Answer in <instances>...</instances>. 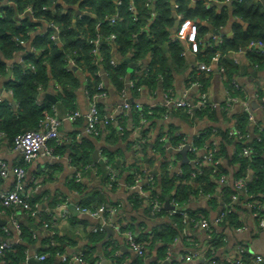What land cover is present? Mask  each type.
<instances>
[{"label": "trees", "instance_id": "obj_1", "mask_svg": "<svg viewBox=\"0 0 264 264\" xmlns=\"http://www.w3.org/2000/svg\"><path fill=\"white\" fill-rule=\"evenodd\" d=\"M118 0H11L10 4L0 6V75L6 72L7 62L11 60L13 55L22 51L18 61H12L10 65L11 74L4 87L10 91L16 102L13 107L7 99L0 100V133L3 138L12 142L18 133L36 128L44 117V112H50L51 106L46 102H39L37 94L40 89L45 88L52 80L57 86L56 100L66 109H75V90L80 85L79 72L85 81V88L88 95L99 92L97 88L98 82L102 81V72L106 74L113 87L122 91L124 87L123 78L126 74L127 62L123 60L129 57L132 61H140L148 58V62L143 69L133 72L135 79L134 88L145 86L150 90H154L158 83H161L163 89L169 90L171 94L173 90V70L181 68L185 64V59L181 51L183 45L178 40H170L171 28L174 23L175 15L181 14L183 18L191 19L195 22L197 31L191 50L195 53V62L191 66L189 79L186 85L194 80L207 86L208 76L211 73L205 71H197L198 62H208L210 57L220 51L223 54L236 50L239 47H247L249 41H261L264 43V0H231L229 5H207V0H174L178 3L176 8L172 7V0H151V4L147 5V0H134L135 16L128 9L129 0H121L122 3L117 4ZM223 2V0H216ZM74 6L82 12L75 16L74 22ZM29 7L32 13H27L26 8ZM118 12L121 16L120 20L110 24L105 17ZM153 13V18L147 24V17ZM23 15L22 17H20ZM235 16L236 20L231 24L232 33L221 35L220 44H215V37L211 36L207 40L203 37L209 28L216 30L223 27L227 21ZM54 24L57 27L58 40L51 38L53 34L52 26H47L46 30L30 38L32 31L41 23ZM97 22H100L97 25ZM146 26V27H145ZM101 34V41L97 47L98 55H92L93 39L96 35ZM114 33L115 37L108 43L103 39L104 36ZM14 38L24 40L23 44H17ZM30 40V41H29ZM29 41V46L33 47V52L24 47ZM30 51V52H29ZM167 53V54H166ZM116 55L120 56L119 60ZM246 57L253 67L264 68V50L247 49ZM73 60V65L70 63ZM113 60V62L111 61ZM221 64L224 67L225 83L228 90L236 96H239L237 89L238 83L235 80L237 76V66L230 63L226 57H223ZM30 65L32 67L30 68ZM73 66L76 68L74 69ZM192 75V76H191ZM167 108H154L152 116L162 115ZM174 114L186 119L192 120L195 117H208L213 119L215 113L209 104L200 108H193L191 117L186 113L184 108L172 110ZM136 123L140 120L139 111H135ZM250 122L246 111L240 113L237 117V125L241 133H245L244 128ZM257 129V136L247 141L244 138L237 139L232 155L225 160V147L216 151V156L221 158L222 163L214 169L210 165H201V173L190 179L188 171L191 165L185 163L182 168V174L169 175L166 170V163L161 166L160 178H154V185L150 187V192L158 194L160 199L164 201L166 197L173 198L180 206H183L190 195L203 193L207 195L211 201L216 202L213 194L216 192L221 174H230L231 180H244V190L235 189L233 182L224 184L220 190V200L226 202L231 201V195L237 194L238 199L231 202L233 209L226 215L225 219L213 226L210 231V237L206 238V247L203 251L205 260L198 264H226L216 255V250L221 247V237L224 235V229L231 226L237 227L241 224L238 219L237 210L241 207L242 202L249 200L255 203H264V127ZM113 133V130L110 131ZM212 131L209 127L206 132L193 137L197 145H202L211 140ZM222 141L232 140L234 136H230L228 131H220ZM114 134L109 135V138ZM183 135L177 133L169 136V143L177 146ZM228 140V141H229ZM53 142H51L52 144ZM158 146V142L156 141ZM89 142L84 141L77 145L73 150L72 163L76 168L85 171V167L91 164ZM242 147L250 149L249 155L242 154ZM141 152L136 153L131 158L129 164H118L117 156L114 152H106V161L96 163L94 166L102 173L103 182L115 185L117 181H110L106 172L105 163L119 166V174L122 173L121 168L129 170L125 182L127 185L135 182L133 167H142V162L146 155V144L141 145ZM139 153V154H138ZM223 154V155H222ZM191 157V153H189ZM118 180V179H117ZM158 184V187H157ZM71 187L76 191H80L82 184L80 181L71 182ZM250 195V198H247ZM93 195L87 197L80 204L90 203L89 199ZM39 197L32 196L29 200L33 205ZM63 199L56 197L55 202H62ZM52 205V203H51ZM198 210H191L190 215L197 217L200 215ZM201 214L206 215L204 211ZM185 226L180 215H172L165 222L161 231H153L150 239L135 238L138 243L148 246L150 241L159 239L162 241L170 240L177 236L178 232ZM129 228L133 230L131 224ZM20 237L24 241H32L31 237L26 233L25 228L21 227ZM93 239H99L100 235H92ZM149 237V236H147ZM56 246H49L50 256L56 252H61L62 237L55 236ZM84 259L87 264H97L95 258L88 251H83ZM25 246L23 243L14 244L11 250L4 255L5 264H17L25 259ZM162 256V254H161ZM50 257L43 261V264H49ZM185 262L183 259L175 260L171 264H181ZM141 258H137L133 264H141ZM157 262H150L156 264ZM114 264H120L118 259L114 260Z\"/></svg>", "mask_w": 264, "mask_h": 264}, {"label": "crops", "instance_id": "obj_2", "mask_svg": "<svg viewBox=\"0 0 264 264\" xmlns=\"http://www.w3.org/2000/svg\"><path fill=\"white\" fill-rule=\"evenodd\" d=\"M57 1L61 2L62 0ZM214 1L207 0V3ZM10 3L11 0H0V6ZM219 3L224 5L227 2H216L211 5L218 6L217 4ZM81 12L74 6L73 22L75 16ZM235 20V16L231 17L218 30L210 27L203 40L216 36L213 31L230 35L232 33L231 24ZM47 26L43 22L39 24L31 32L29 39L31 40L37 34L45 31ZM190 26L191 21L186 22L184 31ZM29 41H27L24 50L29 47ZM230 53H227L226 58L231 56ZM21 54L22 51L16 52L11 60L18 61ZM235 56L237 58L236 66L238 72L235 80L241 87L239 90V101L229 107L225 106V94L228 87L223 76L216 68H213L208 76L206 85L208 103L215 113V117L212 120L205 116L186 120L171 111L164 116L159 115L147 118L144 123H136V113L132 107L134 104L158 108L163 102L161 89L158 86L154 90L146 87L133 89L132 86H129V79L133 78V72L146 66V58L136 62L130 60L128 56L123 58L127 62L126 74L123 78L124 96H122L123 91L116 90L108 77L102 74L104 91L96 95L94 101L98 104L101 112L112 115L113 119L107 126L104 123H99L96 133H88L85 128L84 114L90 99L86 95L85 81L81 72H79L80 85L75 90V106L81 114L80 117L72 120L65 117L67 109L56 100V91L52 80L45 88L40 89L37 94V100L49 103L50 106L55 105L57 115L61 118L59 137L56 142L52 143L54 154L39 155L31 161H25L22 155L12 147V142L0 137V161L5 164L8 171L6 177L0 178V190H10L14 187L15 175L12 169L14 166L19 165L24 169L23 184L26 186L35 185L36 188L32 194L39 197L36 208L37 216L29 215L19 206L12 208L0 205V240H5L12 244L23 243L25 246V259L17 264H28L26 260L30 252H42L48 249V232L47 228L42 225L43 218L54 222L57 236L63 238L61 252H56L55 255L50 256L49 264H79L69 258L84 250L88 251L90 257L93 256L95 258L97 264H114L115 259H118L120 264H133L137 259L135 252L127 243L125 235L117 231L111 223H130L133 227L135 238L144 240L146 238L150 239L153 231L160 232L165 222L169 220L168 216H158L150 211L147 199L140 195L135 188L126 184L125 179L130 171L124 167L121 168L122 173H120L117 183L109 185L103 182L100 170L90 166L80 177L81 190L76 191L73 189L71 182L76 171V167L72 163L73 149L87 141L91 145L90 155L95 148H98V158L96 161L91 158L92 165L104 161L107 158L106 152L110 151L116 154L118 164L121 166L122 164H129L136 153L135 140L142 136L146 137V155L142 165L147 175L149 174L158 180L161 174V166H163L165 161L169 162L166 167L169 175L175 174L178 168L185 166V163L189 164V152L186 154V159H183L182 155L176 153L174 146L169 143V136L179 133L190 137L210 127L216 130L211 139L217 143L218 148H221V142H224L222 145L225 147L226 157L223 163H227L238 141L236 137L232 140H229V137L227 141H222L218 132L229 131L234 128L237 125L238 115L246 111L245 107L254 115L257 122L264 125V109L261 107L260 101L254 97L255 94L264 95V68L258 69L249 64L245 52ZM119 58L120 56L116 55V59L119 60ZM184 59L185 64L172 72V95L175 98L177 93H179V96L192 100L197 90L192 86H187L185 81L192 64L195 62L194 51L187 52ZM4 74L0 75V100L7 99L13 107H16V102L10 91L4 87V83L7 81ZM124 99L130 105L129 108L124 107ZM119 121L123 125L122 133L117 130V122ZM244 128L246 129L244 134L247 141L257 136V129L253 122L250 121ZM111 130H113V133L110 132ZM111 134L115 136L109 138ZM156 141L159 144L158 146H156ZM170 147L172 151H170ZM117 167L119 168L118 165ZM104 169L103 173H105ZM155 170L157 172L153 173ZM228 182L230 183V180ZM222 186H217L216 192L213 194L216 197V202L211 201L203 193H197L188 197L185 206L188 209L198 210L199 212L204 211L210 221L215 219L221 208L220 190ZM91 195H93V198L89 199L90 203L117 206L116 212L111 215L109 222L106 223L111 228L112 233H107L106 230H95L102 222L99 217L90 216L80 211L75 214L69 209L68 205L84 202ZM56 197L67 200L68 205L61 204L63 201L55 202L54 204ZM61 214H64V216H61ZM237 215L241 221V224H239L240 228L228 227L223 230L226 241L216 250V255L219 257L232 255L237 244L244 245L249 254H261L257 252L254 242L260 237L261 233H263L264 237V226H256L251 211L244 205L238 208ZM12 218L17 221L20 229L21 227L25 228L32 241H23L21 239V234L11 223ZM2 226H7L8 233L1 231ZM94 234H97V236L99 234L100 238L93 239L92 235ZM185 237H188L195 244L199 257L189 263L182 262L181 264H198V259L201 258L206 247L207 235L203 226L200 224L191 225L190 223L185 224L177 236L170 240L155 239L154 242L150 241V245L148 242V246H144V256L141 258V264H150V262L163 264L164 261H167V264H171V262L179 260L185 246ZM0 264L5 263L0 261ZM39 264H43V262H39Z\"/></svg>", "mask_w": 264, "mask_h": 264}, {"label": "built area", "instance_id": "obj_3", "mask_svg": "<svg viewBox=\"0 0 264 264\" xmlns=\"http://www.w3.org/2000/svg\"><path fill=\"white\" fill-rule=\"evenodd\" d=\"M231 0H223V2H229ZM239 1V0H237ZM217 1L215 0L212 3H216ZM122 1L118 0L117 4H121ZM147 5L151 4V0L146 1ZM212 3H207V5H211ZM178 6V3L172 0V7L176 8ZM128 9L132 12L133 18L135 19V5H134V0H129V5ZM27 13H32L31 9L29 7L26 8ZM175 19L178 20V24L171 29V35L169 36L170 40H178L181 42L183 45V49L181 51V54L183 56H186V53L191 51V45L195 40L196 37V31L197 27L194 21L191 19L183 18L181 14H177L174 12ZM153 18V13H150L149 16L147 17L146 21L147 24L151 22ZM121 16L119 15L118 12L105 17L103 20H106L108 23L113 24L117 20H120ZM191 21V26L190 28H187L184 31V25L186 22ZM100 22H97V25ZM49 26H52L53 28V34H51V38H54L58 40L57 38V27L49 23ZM146 27V26H145ZM221 35L223 33H216V36H213L216 38L215 44H220L221 42ZM115 37L114 33H110L106 36L103 37L105 41L108 43L109 41L113 40ZM101 34L98 33L96 37L93 39V48L91 49L92 55H98L97 52V47L100 44L101 41ZM14 40L17 42V44H23L24 40L20 38H14ZM30 51L33 52V47H28ZM27 48V49H28ZM258 51H263L264 50V43L261 41H249L247 44V47H239L236 50L229 51L230 57L227 58V60L232 63V64H237V58L236 54H239L241 52H245L247 49H256ZM29 51V52H30ZM227 52V53H229ZM227 54H223L220 51H217L214 53L208 62H198L196 65L197 71H205L209 72L213 70V68H216L218 72L225 78L224 76V67L221 64V60L223 57H226ZM113 62V60H111ZM146 62H148V58H146ZM70 63L73 65V60L70 59ZM114 63V62H113ZM9 64V63H8ZM7 64V66H8ZM147 64V63H146ZM11 63L9 64L10 67ZM32 65H30V68ZM75 66H73L74 68ZM11 68V67H10ZM76 68V67H75ZM7 69V67H6ZM102 74H105L102 72ZM106 75V74H105ZM192 76V75H191ZM190 75L188 74L187 79H189ZM135 79L131 78L129 79V86H132L134 88V83ZM186 83V81H185ZM158 88L161 89V96L163 98L162 104L158 107L160 108H167V111L162 114V116L167 115L169 112H171L173 109H178V108H184L186 110V113L191 117V113L193 108H200L202 106H205L208 103V95H207V87L205 88L203 83L194 80L190 83L189 86L194 87L197 92L195 97L192 100H187L184 96L181 97L179 96L177 99L173 98L172 92L169 94V90L163 89L161 86V83H158ZM188 86V85H187ZM145 86H138V88H142ZM55 91L57 89V86L54 84ZM97 88L99 89V92L96 94H93L91 97L88 95V92L86 91V95L89 97V103H88V108L84 114V119H85V128L88 133H96L98 131V125L99 123H104L105 126L109 125L111 120L113 119L112 115L106 114L100 111L98 104L94 101V97L96 95H99L101 92L104 91L103 88V83L102 81L98 82ZM237 89L240 90L241 87L238 85ZM123 91V90H122ZM173 91V90H172ZM125 93L124 91L122 92V96H124ZM254 97L260 101L261 107L264 109V95L261 94H255ZM236 101H239V96L233 95L229 90L226 91L225 94V106L229 107L233 105ZM123 105L125 108H129L130 105L128 102L124 99ZM135 111H139L140 115V123L146 122L147 118L153 114V109L157 107H146L142 106L140 104H134L132 106ZM246 108V112L248 114V118L251 122L255 124L258 128L264 127V125H261L259 122L256 121L254 115ZM81 114L77 108L75 109H67V112L65 113V117L67 119H75L77 117H80ZM138 122V123H139ZM61 123V118L59 115H57L55 105L51 106L50 112H44V117L43 119L39 122L38 126L33 129H28L25 131H22L15 135V137L12 140V147L19 152L22 155V158L25 161H31L32 159H35L39 155H53V147L51 142H56L58 137H59V126ZM139 123V124H140ZM208 128H205L198 133L187 137L184 136L182 137L181 142L177 145L174 146L176 150L182 148L184 145H188L187 152L191 153V157L189 158V164L191 165V169L188 171L189 178L192 179L194 178L197 174L201 173V165H210L214 169H216L219 164L222 163L220 156L217 157L216 151L219 149L217 143L214 140H210L207 143H204L202 145H197L193 137L198 136L204 132L207 131ZM117 130L119 133L123 132V125L119 121L117 122ZM211 131L213 134L216 133V130L214 128H211ZM230 136H234L237 139H242L245 137V134L241 133L239 128L236 126L232 128L231 130L228 131ZM212 134V136H213ZM3 134L0 133V137H2ZM146 137H139L138 139L135 140V146L136 150L141 152L139 149L141 145L146 144ZM171 149V147H170ZM156 151V150H155ZM250 153V149L248 147H242V154L247 156ZM139 154V153H138ZM106 161V159H105ZM166 165H169L168 161H165ZM94 167V165L89 164L85 167V171L90 167ZM96 169V168H95ZM105 169L108 174L109 180L110 181H117L118 179V174H119V168L115 165L105 163ZM132 171L134 173L135 177V182L133 184L128 185L130 187L135 188L138 193L142 196H144L149 204L150 211L158 216H168V218L172 215H180L182 218V221L185 222V224L190 223L191 225H197L200 224L201 226L204 227L206 230V235L207 237H210V231L213 229V226L218 225V223L222 222L226 215L233 209V206L231 202H235L238 197L237 194L233 193L231 195V201L226 202L224 200H220L221 202V208L219 210V213L213 220H209L207 215L201 214V212H197L200 215L197 217L190 215V211L192 209H188L185 204L183 206H180L177 201H175L173 198H168V203H169V208L164 207V201H162L159 197L158 194L151 193L150 192V187L154 185V178L151 175H147L144 167H133ZM13 174L15 175V184L14 187L11 188L10 190H0V205L1 206H19L21 209H24L25 212H27L31 216H37V203L34 202L33 205L30 204L29 200H31L33 196V190H35V185H30L26 186L23 184V177H24V169L22 166L16 165L12 169ZM82 170L79 168H76L75 171V176L74 180L75 181H80V177L82 175ZM182 168H178V171H176L175 174H182ZM8 175V171L6 169V166L3 162L0 161V178H4ZM230 177V178H229ZM230 180V183L233 182V185L235 189H241L242 191L244 190V180L238 179V180H231L230 174L225 175L221 174L219 176V183L220 185H224L229 183L228 181ZM111 183L109 182V185ZM247 197V195H246ZM251 196L248 195L247 198H250ZM67 200H63L61 204L63 205H68ZM242 205L246 206L250 211L251 214L253 215V218L255 220L256 226L257 227H263L264 226V203H255L249 200H245L242 202ZM76 211H80L81 213H85L90 216H97L101 219V225L95 228L97 231H103L105 230V227L107 226L106 223L109 222L110 217L113 213L116 212L117 206L116 205H95L93 203L89 204H80L77 203L74 205ZM61 216H64V214H61ZM42 225L47 228L48 232V246L54 247L58 243L55 241L54 237L57 236L56 230L54 228V222L44 220L42 219ZM12 224L17 228L19 233L21 232L20 227L17 223V221L12 218L11 220ZM103 223V224H102ZM130 223H111V225L119 232L123 233L125 235V238L127 240V243L131 247V249L135 252L137 258H143L144 256V246L137 241H135V234L134 231L129 228ZM231 228V226H229ZM228 228V227H227ZM236 228H240V226H237ZM1 231L8 233V228L7 226H2ZM34 236V235H33ZM221 241L225 243L226 237L223 235L221 237ZM222 243V245H223ZM184 249L182 254L180 255V259L185 260V262L189 263L190 261L196 259L199 257V254L197 253V249L195 244L190 240L188 237L184 238ZM14 244L5 241V240H0V261L2 263H5L4 260V255L11 250V247H13ZM83 251H80L79 253H76L73 255L72 258H69L71 260L77 261L79 264H87V261L84 259L83 256ZM29 256V253H28ZM50 257L49 251L45 250L42 252H33L32 253V258L37 260L38 262H43L45 259ZM28 258V257H27ZM68 259V260H69ZM223 262L226 264H264V255L261 254H249L246 247L242 244H237L234 247V252L232 255H226L224 257H220ZM198 262H207V260L204 258V255L202 253V256L200 259H198Z\"/></svg>", "mask_w": 264, "mask_h": 264}, {"label": "water", "instance_id": "obj_4", "mask_svg": "<svg viewBox=\"0 0 264 264\" xmlns=\"http://www.w3.org/2000/svg\"><path fill=\"white\" fill-rule=\"evenodd\" d=\"M226 4H230V3L228 2V3H226ZM217 5L220 6L221 3H219V4H217ZM177 24H178V20H177V19H174V27H175ZM213 32H214V33H217L216 31H213ZM126 60H127V59H126ZM6 62L10 64V63H12V60H8V61H6ZM9 64H8L7 69H6V72H5V74H4L5 79H8V78L10 77V74H11V70H10ZM74 69H75V67H74ZM178 94H179V93H177V96L175 97V99L178 98V96H179ZM52 99H54V98H52ZM126 101H127V100H126ZM169 149H170V148H169ZM187 149H188V145L186 144V145H184L182 148L176 150L175 152L181 154L182 157H183V159H186ZM170 151H172V149H170ZM91 158H92L93 161H96V160H97V158H98V148H95V149L93 150V152H92V154H91ZM156 172H157L156 170L153 171V173H156ZM168 198H169V197H166L165 202H164V207H165V208H169V207H170V206H169V203H168ZM68 207H69V209H70L73 213L78 214V212L76 211V209H75V207H74L73 204L68 205ZM32 226H33V225H32ZM105 230L107 231V233H112V232H111V231H112L111 228L108 227V226L105 227ZM26 261H27L28 264H39V262H38L37 260H35V259L32 258V252L29 253V256H28V258H27ZM163 264H167V261H164Z\"/></svg>", "mask_w": 264, "mask_h": 264}, {"label": "rangeland", "instance_id": "obj_5", "mask_svg": "<svg viewBox=\"0 0 264 264\" xmlns=\"http://www.w3.org/2000/svg\"><path fill=\"white\" fill-rule=\"evenodd\" d=\"M254 245L257 249V252L264 254V237L263 233L260 234V237L254 242Z\"/></svg>", "mask_w": 264, "mask_h": 264}]
</instances>
